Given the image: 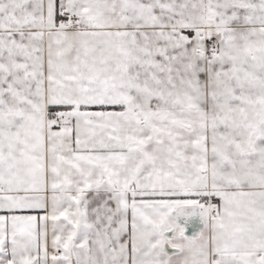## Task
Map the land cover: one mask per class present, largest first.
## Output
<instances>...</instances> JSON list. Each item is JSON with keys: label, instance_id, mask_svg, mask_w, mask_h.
Segmentation results:
<instances>
[{"label": "snow or ice", "instance_id": "6c2138e0", "mask_svg": "<svg viewBox=\"0 0 264 264\" xmlns=\"http://www.w3.org/2000/svg\"><path fill=\"white\" fill-rule=\"evenodd\" d=\"M0 264H264V0H0Z\"/></svg>", "mask_w": 264, "mask_h": 264}]
</instances>
